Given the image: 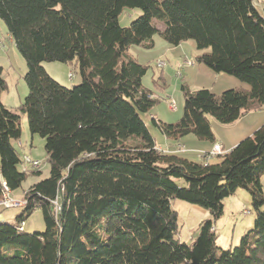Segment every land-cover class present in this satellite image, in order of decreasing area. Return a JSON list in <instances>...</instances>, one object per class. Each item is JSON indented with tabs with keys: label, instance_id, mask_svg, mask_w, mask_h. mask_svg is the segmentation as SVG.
I'll return each instance as SVG.
<instances>
[{
	"label": "trees",
	"instance_id": "obj_1",
	"mask_svg": "<svg viewBox=\"0 0 264 264\" xmlns=\"http://www.w3.org/2000/svg\"><path fill=\"white\" fill-rule=\"evenodd\" d=\"M126 7L142 14L123 27ZM0 17L26 60L29 90L21 113L7 107L0 64V198L27 178L13 143L22 114L45 139L50 163L16 221H0V264H264V125L217 161L159 149L143 117L159 102L143 83L149 65L128 53L152 47L158 32L172 45L192 39L198 62L249 85L217 95L183 84V117H152L169 138L214 142L208 115L232 124L264 108V16L254 0H0ZM50 61H75L82 81L62 85L43 66ZM238 188L250 192L256 218L236 247L223 249L214 220ZM175 199L212 214L191 244L178 238ZM38 208L46 230L25 232Z\"/></svg>",
	"mask_w": 264,
	"mask_h": 264
},
{
	"label": "rangeland",
	"instance_id": "obj_2",
	"mask_svg": "<svg viewBox=\"0 0 264 264\" xmlns=\"http://www.w3.org/2000/svg\"><path fill=\"white\" fill-rule=\"evenodd\" d=\"M254 3L264 16V0H254ZM141 14L142 10L140 8L126 7L119 15V23L123 27L129 26ZM156 25L159 28L164 26L158 21ZM153 39L154 45L152 47L146 48L140 45H132L128 53L141 64L149 65L148 72L143 78V83L154 92V96L159 99V102L150 112L144 113L143 117L151 133L157 138L158 144H163L162 147L166 149L164 151L172 152L171 148L170 150L167 148L166 137L152 124V114L168 123L179 121L183 117L185 106V98L182 91L183 84L188 85L192 90L210 89L217 95L231 88H249V85L234 76L226 73H217L205 64L198 62L196 58L200 52L196 48V42L192 39L186 40L180 45H172L159 32L154 35ZM187 60L194 61L195 65L187 66L185 64ZM162 62L163 64L159 65ZM0 64L3 66V77L7 82V88L1 94V100L10 109L21 113L19 108L29 91L25 79L28 67L25 58L11 39L7 25L1 17ZM43 66L54 79L68 88H72L82 81L79 65L75 61L73 63L50 61L44 62ZM218 76L222 77L218 78ZM223 78H229L228 80L230 81L225 82ZM171 101L177 104L176 110L171 109ZM208 117L217 140H220L226 146L221 153L224 154L235 145L237 140L234 141V135H237L238 132L243 131V135H253L252 133L257 126H252L253 124L250 121L264 119V108L258 115H248V117H244L232 124H222L213 116L208 115ZM241 125L242 127H240ZM21 126V138L13 141L20 158L23 161L24 158L29 157L34 161L40 162L38 167L20 164L21 170L26 167L27 178L20 188L11 192V197L21 202L20 204L25 205L27 202L26 193L31 185L50 176V163L45 148V139L39 134H32L25 114H22ZM181 140L189 152L186 156L197 162L207 161L202 155V151L205 150L202 148L214 147L211 141L199 140L193 134L182 137ZM180 145L181 151L186 150L184 145ZM216 158L218 157H213L209 161H217ZM177 182L181 187L186 186L184 179H178ZM262 182L264 185V175L262 176ZM172 204L174 209L179 212L178 238L191 244L200 234L201 223L206 219L213 220L212 214L207 209L180 199L173 200ZM224 204V215L214 220V226L218 234V245L223 249H229L236 247L240 243L241 237L253 228L256 212L252 204L251 194L245 188H238L233 195L224 200ZM22 210V207L7 208L0 210V213H6L8 218L11 219L9 222H15L16 217L21 214ZM23 228L28 233L44 232L46 230V222L42 210L36 209L24 221ZM181 264L188 263L184 262Z\"/></svg>",
	"mask_w": 264,
	"mask_h": 264
},
{
	"label": "crops",
	"instance_id": "obj_3",
	"mask_svg": "<svg viewBox=\"0 0 264 264\" xmlns=\"http://www.w3.org/2000/svg\"><path fill=\"white\" fill-rule=\"evenodd\" d=\"M12 39V38H11ZM195 65V64H194ZM193 65V66H194ZM208 67V66H207ZM219 77H222V76H218V78ZM224 79V81L226 82V81H230V80H228L229 78H223ZM232 81H235V80H232ZM233 83V82H232ZM260 112H262V109H257V110H252V111H250V112H248V113H246L243 117H241L240 119H242V118H244V117H248V115H250V116H256V115H258ZM154 115L152 114V117H153ZM157 118V117H156ZM157 119H160V118H157ZM240 119H238L237 121H240ZM162 120V119H161ZM236 121V122H237ZM236 122H234V123H236ZM250 122H252V126H257L256 127V130L259 128V127H261L262 125H264V123H261L260 124V122H264V119H255L254 121L253 120H251ZM240 127H242V125L240 126ZM255 130V131H256ZM238 131V130H237ZM254 131V132H255ZM254 132L252 133V134H254ZM243 133V131H241V132H238L237 133V135H234V137H235V139H234V141L235 140H237L236 141V143H235V145L232 147V149L241 141V140H243L244 138H246V137H248V136H251V134H248V135H243L242 134ZM234 134H236V133H234ZM164 135V134H163ZM165 137H166V141H165V143H166V145H168V147L167 148H169L168 150H170V148L172 149V152H175V151H177V149H178V147L180 146V144H182V145H184L185 146V149L187 148L186 147V145L185 144H183L182 143V140H181V138L180 139H173V138H169V137H167L166 135H164ZM242 136V137H241ZM237 138H239V139H237ZM200 140V139H199ZM155 141H156V144H157V147L158 148H160L161 150H166L165 148H163L162 146H163V144L162 145H159L158 144V141H157V138L155 137ZM233 141V142H234ZM212 143H213V146H214V144L216 143V142H218V143H221L222 144V146H223V148H224V150H225V148H226V146H225V144L223 143V142H221L220 140H217V137H216V135H215V141L213 142V141H211ZM213 148V147H212ZM211 147H208V148H202V149H205L204 151H202V149H201V151L202 152H207V151H209V150H211L212 149ZM231 150V149H230ZM229 150V151H230ZM170 152V151H169ZM191 152V151H190ZM176 153V152H175ZM179 155H181V156H183V157H185V158H189V157H187L186 155H187V153H189L188 151H187V149L186 150H183V151H180V152H177ZM190 159V158H189ZM9 220H11L10 218H8V216H7V214L6 213H3V214H1L0 213V221L1 222H4V221H9Z\"/></svg>",
	"mask_w": 264,
	"mask_h": 264
},
{
	"label": "built area",
	"instance_id": "obj_4",
	"mask_svg": "<svg viewBox=\"0 0 264 264\" xmlns=\"http://www.w3.org/2000/svg\"><path fill=\"white\" fill-rule=\"evenodd\" d=\"M162 63H159V65H162ZM185 64L187 66H191V65H194L195 62L192 61V60H187L185 62ZM168 99V98H167ZM169 100V99H168ZM170 107L172 110H176L177 109V104L173 101L170 102ZM21 142V141H20ZM22 144V143H21ZM179 149H177V151H175L176 153L177 152H180L182 150L181 148V145L178 147ZM223 147L220 143H216L213 147V149L211 151H207V152H203V156L206 158L205 160L209 161L211 158L213 157H217L219 154H221L223 151ZM164 151V150H163ZM167 152V151H165ZM174 152V153H175ZM23 164L26 166H29V165H32V166H36L38 167L40 165V162L39 161H34L33 159L31 158H24L23 160ZM26 168V167H25ZM24 168V169H25ZM21 202L19 201H16L14 199H12V197H8L7 194H6V188H5V196H2V201H0V208H3V209H7V208H15V207H19Z\"/></svg>",
	"mask_w": 264,
	"mask_h": 264
},
{
	"label": "bare ground",
	"instance_id": "obj_5",
	"mask_svg": "<svg viewBox=\"0 0 264 264\" xmlns=\"http://www.w3.org/2000/svg\"><path fill=\"white\" fill-rule=\"evenodd\" d=\"M73 76V75H72ZM29 158V157H28ZM5 188H6V194H7V196L8 197H11V191L9 190V188L7 187V186H5ZM5 190V189H4ZM3 196H5V191H4V193H3ZM0 201H2V197L0 198ZM23 205L22 204H20L19 205V207H22Z\"/></svg>",
	"mask_w": 264,
	"mask_h": 264
}]
</instances>
